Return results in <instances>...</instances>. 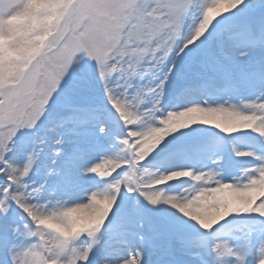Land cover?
I'll use <instances>...</instances> for the list:
<instances>
[{
    "label": "snow or ice",
    "instance_id": "6c2138e0",
    "mask_svg": "<svg viewBox=\"0 0 264 264\" xmlns=\"http://www.w3.org/2000/svg\"><path fill=\"white\" fill-rule=\"evenodd\" d=\"M58 2L56 38L30 62L0 61L5 259L26 248L32 264H97L101 252L99 264H148L163 245L264 264V226L223 231L264 222V147L238 146L245 134L264 145V0ZM30 3L0 0V36Z\"/></svg>",
    "mask_w": 264,
    "mask_h": 264
},
{
    "label": "clouds",
    "instance_id": "9594fccd",
    "mask_svg": "<svg viewBox=\"0 0 264 264\" xmlns=\"http://www.w3.org/2000/svg\"><path fill=\"white\" fill-rule=\"evenodd\" d=\"M59 7L60 3L58 0H31L30 6L27 9L12 16L8 23L15 26L14 30L9 35L0 36V61L7 59L9 56H15L19 60L28 62L34 60L40 53L41 49L45 46V43L50 39L56 38L62 19V14L58 11ZM41 8H49L50 15L45 17L44 20L26 28L25 26L27 22L32 20L35 17L36 12ZM5 15H7V13H5ZM38 27L42 28V30L37 31ZM16 37H22V42L18 48L10 50L8 48V43ZM161 140L162 134L161 136L153 138L149 141L146 151L158 146ZM100 211L101 216L99 219L102 220L103 214L108 211L107 206L102 207ZM81 222V218L77 217V227ZM90 226H92L91 222ZM37 227L40 228L41 225L38 224ZM48 227L58 228L57 225H52L50 223L48 224ZM58 230L66 231L62 228H59ZM8 255L9 259H5V253L3 252L0 254V258L3 259V264H32V256L26 248L18 251L17 258L12 259L11 252H9Z\"/></svg>",
    "mask_w": 264,
    "mask_h": 264
},
{
    "label": "rangeland",
    "instance_id": "374dc122",
    "mask_svg": "<svg viewBox=\"0 0 264 264\" xmlns=\"http://www.w3.org/2000/svg\"><path fill=\"white\" fill-rule=\"evenodd\" d=\"M257 63V59L254 56L252 61H250V64L252 66H255ZM178 75H181L183 79H190L192 76V73L190 70L187 69L186 65L184 64L183 61L180 62V68L178 71ZM175 79V77H174ZM258 92V89H248L246 91V95H248L249 97H252L254 95H256ZM169 95L170 98H174V89L170 88L169 89ZM97 102H101L102 98L100 97L99 93L97 92L95 94V96L93 97ZM233 102H236L235 100ZM258 151L260 149H257ZM228 163L230 166V170H234L231 166L230 163H232L230 160L233 159L231 152H228ZM243 223H247L248 225H255L257 228L264 226V222L259 221V220H253L251 218H236L235 220H233L232 222L228 223L225 225L223 231H225L227 229H234L239 227L241 224ZM4 252L3 249H0V254H2ZM168 253H171L173 255H175V257L179 260L178 264H212V260L211 258L207 255V253H205L203 250H199V249H192L191 251H187L181 247H177V246H163V245H157L155 248H153L152 250L149 251L148 255H147V259H148V264H160L161 262H163L162 260H165L167 262V264H172L168 259H164L165 256H167ZM103 256V253L101 252L100 254H98L97 256V264H99V259ZM180 257V258H179ZM195 257H197L198 259L196 260ZM0 264H3V259L0 258ZM177 264V262H176Z\"/></svg>",
    "mask_w": 264,
    "mask_h": 264
},
{
    "label": "bare ground",
    "instance_id": "6f19581e",
    "mask_svg": "<svg viewBox=\"0 0 264 264\" xmlns=\"http://www.w3.org/2000/svg\"><path fill=\"white\" fill-rule=\"evenodd\" d=\"M240 140L241 142L239 143V147L243 148V147H256L258 148L259 146H261V142L257 139H254L251 134H245L243 136L240 137ZM264 146V145H262ZM243 161H240V160H237V165H240ZM103 257V256H102ZM102 257L99 259V262L100 260L102 259ZM97 258V257H96ZM195 259L197 260L198 258L195 257ZM160 264H165L163 262H161Z\"/></svg>",
    "mask_w": 264,
    "mask_h": 264
}]
</instances>
